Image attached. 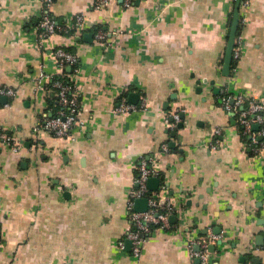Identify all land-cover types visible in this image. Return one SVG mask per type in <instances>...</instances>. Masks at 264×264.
<instances>
[{
	"label": "crops",
	"instance_id": "obj_1",
	"mask_svg": "<svg viewBox=\"0 0 264 264\" xmlns=\"http://www.w3.org/2000/svg\"><path fill=\"white\" fill-rule=\"evenodd\" d=\"M125 1L51 0L49 14L83 24L42 39V0H0V86L14 89L0 96V131L17 145L0 139V264H200L187 245L210 233L208 264H264V150L220 102L224 91L264 100V0L239 4L227 74L235 0ZM58 45L78 60L62 68L81 121L67 136L42 127L54 92L36 81L61 72ZM121 97L145 108L114 113ZM141 157L173 209L134 256L127 202Z\"/></svg>",
	"mask_w": 264,
	"mask_h": 264
},
{
	"label": "built area",
	"instance_id": "obj_2",
	"mask_svg": "<svg viewBox=\"0 0 264 264\" xmlns=\"http://www.w3.org/2000/svg\"><path fill=\"white\" fill-rule=\"evenodd\" d=\"M105 3L106 0H98ZM44 4L43 12L36 22V28L40 37L43 39L52 34H71L79 29L83 24V15L75 13L70 22L57 20L49 14L47 6L51 0H42ZM129 0L125 3L128 4ZM248 0H241L242 5H246ZM106 32L98 29L95 31L97 39H104ZM239 50L238 36L235 35L232 54L236 56ZM54 55L61 72L56 76L47 73H40L37 78V86H42L44 79L51 78L50 87L54 92L51 111L42 118L41 125L49 132L58 136H67L71 128L80 123L77 117V92L76 86L68 78L67 73L62 70L65 66H70L73 71L78 70V60L75 52L69 48L58 45L54 48ZM14 89L8 86H0V96H12ZM220 102L223 108L234 114L236 122L239 124L240 131L247 135L250 145L255 151L264 150V100L253 96H245L241 93H232L224 91L220 94ZM145 108V102L136 104L129 102L125 97H121L113 106L114 113H127ZM164 121L171 126H175L180 121V112L178 109L165 114ZM253 124H257L254 128ZM0 139L10 144L13 149H17L12 137L5 131H0ZM166 150L167 145L163 144ZM157 173L156 169L148 163L143 157L140 158L137 173L133 179L134 187L130 192L127 205V216L130 221V227L126 237L130 240L131 253L134 256L140 254L143 243L148 240L153 228H169V214L172 212L173 205L169 197L164 196L157 191L151 190L147 185V179ZM145 197L147 207L144 210L134 208L136 198ZM218 235L210 233L207 237H198L188 242V250L191 256L199 259L200 264H208L209 244L213 242ZM119 246L123 245L122 240ZM247 264H254L248 261Z\"/></svg>",
	"mask_w": 264,
	"mask_h": 264
},
{
	"label": "water",
	"instance_id": "obj_3",
	"mask_svg": "<svg viewBox=\"0 0 264 264\" xmlns=\"http://www.w3.org/2000/svg\"><path fill=\"white\" fill-rule=\"evenodd\" d=\"M241 3V0H235L234 9L232 13V19L231 24L229 27V32L227 34V42L225 46L224 56H223V65H222V72L224 74H227L230 68L231 64V57H232V48L234 45V38L236 35L237 27H238V8L239 4ZM178 125H181V122L178 123ZM253 127L256 128L257 124H253ZM148 186L151 189H155L158 183L157 177H149L147 179ZM147 207V199L145 197L136 198L134 201V208L137 210H144ZM126 244L129 246L130 240L127 239Z\"/></svg>",
	"mask_w": 264,
	"mask_h": 264
}]
</instances>
